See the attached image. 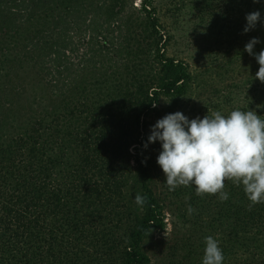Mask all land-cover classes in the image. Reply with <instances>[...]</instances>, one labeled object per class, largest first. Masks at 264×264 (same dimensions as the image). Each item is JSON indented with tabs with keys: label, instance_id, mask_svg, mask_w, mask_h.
I'll list each match as a JSON object with an SVG mask.
<instances>
[{
	"label": "trees",
	"instance_id": "1",
	"mask_svg": "<svg viewBox=\"0 0 264 264\" xmlns=\"http://www.w3.org/2000/svg\"><path fill=\"white\" fill-rule=\"evenodd\" d=\"M242 2L238 6L237 0H224L226 13H236L238 22L246 20L244 10L249 12L257 4ZM154 4L142 0L141 23L149 34L160 31ZM114 6L112 0H0V50L13 44L3 53V61L12 57L7 69L3 63L6 70L0 74V264L150 263L143 245L165 226V217L164 204L154 189V164L143 147L150 135L147 119L161 94L176 97L179 105L194 80L188 65L158 47L164 74L151 75L148 83L131 84L126 102L104 99L107 106L92 130L79 136L82 146L69 142L79 132L72 122L81 116L74 110H45L34 100L25 104L5 97L19 90L13 79L23 62L38 74L51 76L44 82L54 93L60 83H78L77 76L94 59L88 57L74 67L66 52L79 46L70 33L80 36V44L93 45L103 38L107 45L116 26L109 22ZM214 24L222 26L219 18ZM65 116L68 128L62 125ZM131 187L147 197L142 209L134 203ZM226 191L229 199L224 202L210 199L215 195L190 198L195 222L200 226L199 219L206 214L212 221L202 225L212 230L210 234L223 232L228 242L222 249L224 264H264V203L249 210L242 186L228 181ZM188 208L183 209L184 215Z\"/></svg>",
	"mask_w": 264,
	"mask_h": 264
},
{
	"label": "rangeland",
	"instance_id": "2",
	"mask_svg": "<svg viewBox=\"0 0 264 264\" xmlns=\"http://www.w3.org/2000/svg\"><path fill=\"white\" fill-rule=\"evenodd\" d=\"M242 1L237 0V5L241 6L244 3ZM112 2L115 6L110 9L109 22L112 25L116 23V26L108 36L110 41L107 45L101 36L99 43L94 40L93 45L89 42L80 44V36L70 33L77 47L79 46L74 51L68 49L66 52L67 59L73 61L74 67L78 68L81 60L88 57L94 59L93 65L79 74L81 78L77 76L80 80L78 83L67 86L60 83L54 93L44 82L51 76L47 78L45 74H38L31 68L32 65L23 62L19 76L13 79L14 83L19 84V90L5 97L25 104L27 100H34L36 104H44L45 110L55 108L61 112L66 107L70 111L74 110L76 116H81L79 120L72 122L74 131L79 132L73 134L69 142L81 145L80 135L86 129L91 131L101 112L105 110L107 103L104 99L108 103L126 102L130 97L127 93L133 86L144 80L148 83L152 79L151 75L160 77L164 74L162 61L158 60L160 47V52L166 56L184 61L194 80L188 93L182 99L179 98V105L175 104L176 97L161 94L160 100L155 104L156 110L148 114V119L146 117V130L150 134L152 126L159 119L177 111L183 112L190 120L203 118L208 110L221 111L223 114L235 109L254 110L257 114L264 115V83L256 78L259 64L254 56L244 50L246 43L252 38L261 41L255 45L254 52L264 50V0L255 3L256 6L251 11H243L245 15L254 11L261 13V21L247 33H244L247 21H235L238 19L236 13H226L224 0H213L211 5L209 0H154L160 31L151 34L144 31L141 23L142 0H115L120 4ZM134 7L137 9H133ZM224 14H229L230 19L225 18ZM218 18L222 24L219 27L214 24ZM106 23L110 25L108 21ZM84 35L89 41L90 32ZM12 45L7 44L5 51L0 50L1 76L9 67L12 57L8 56V61H3V53H8L6 49ZM3 63H7L5 70ZM4 80L9 83L7 77ZM133 83L135 84L129 87ZM206 103L209 107L204 108ZM55 104H60L58 109ZM62 125L63 128L70 126L67 116L63 117ZM133 150L131 146L130 151ZM161 150L159 141L149 143L146 149L147 158L154 164V189L164 204L165 217V226L148 236L144 242V250L150 256L149 264H202L206 236L218 239L222 249L228 242L224 241L223 232L210 234L212 230L207 225H202V222L212 221L206 214L199 219L201 227L195 222L197 216L189 212L184 215L183 209L189 207V199L196 195L195 186H181L175 191H169L165 183L166 177L157 163ZM79 151L80 148L76 152ZM68 152L70 154L72 149L69 148ZM131 163H135L134 159H131ZM56 174L60 177L59 173ZM130 193L135 203L137 189L131 187ZM215 197L210 199L219 200ZM212 206L216 208L215 204Z\"/></svg>",
	"mask_w": 264,
	"mask_h": 264
},
{
	"label": "clouds",
	"instance_id": "3",
	"mask_svg": "<svg viewBox=\"0 0 264 264\" xmlns=\"http://www.w3.org/2000/svg\"><path fill=\"white\" fill-rule=\"evenodd\" d=\"M246 21L244 33L256 28L261 13L246 14ZM258 43H261L258 38H252L244 50L255 57L259 64L256 78L264 83V50L254 52ZM157 141L162 145L157 163L169 191L194 185L197 196L215 195L224 202L229 199L226 185L230 181L243 187L250 201L249 210L264 203V115L254 110L235 109L228 114L208 110L203 118L190 120L177 111L152 126L143 147L147 149L149 143ZM135 202L142 209L147 197L137 194ZM188 212L192 214L195 209L189 205ZM224 261L219 240L206 236L202 264H224Z\"/></svg>",
	"mask_w": 264,
	"mask_h": 264
}]
</instances>
